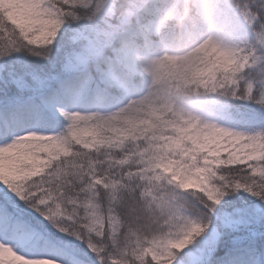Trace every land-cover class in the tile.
Instances as JSON below:
<instances>
[{"label":"snow or ice","instance_id":"snow-or-ice-1","mask_svg":"<svg viewBox=\"0 0 264 264\" xmlns=\"http://www.w3.org/2000/svg\"><path fill=\"white\" fill-rule=\"evenodd\" d=\"M104 0H0V264H264V0L174 75L123 77ZM244 193L248 195L245 196Z\"/></svg>","mask_w":264,"mask_h":264},{"label":"clouds","instance_id":"clouds-1","mask_svg":"<svg viewBox=\"0 0 264 264\" xmlns=\"http://www.w3.org/2000/svg\"><path fill=\"white\" fill-rule=\"evenodd\" d=\"M232 0H108L100 27L115 36V51L123 56V77L137 81L130 104L145 97L161 105L186 108L192 86L174 73L207 41L235 45L217 27L214 14ZM264 33V29H260Z\"/></svg>","mask_w":264,"mask_h":264},{"label":"rangeland","instance_id":"rangeland-1","mask_svg":"<svg viewBox=\"0 0 264 264\" xmlns=\"http://www.w3.org/2000/svg\"><path fill=\"white\" fill-rule=\"evenodd\" d=\"M109 3L108 0H104V3L102 4L100 10L96 13L97 18L96 21L98 23L97 26H100L103 23V20L105 18V13L108 10ZM76 23H82L85 28L89 26H95L92 21L88 20L87 18H84L82 21H77Z\"/></svg>","mask_w":264,"mask_h":264},{"label":"trees","instance_id":"trees-1","mask_svg":"<svg viewBox=\"0 0 264 264\" xmlns=\"http://www.w3.org/2000/svg\"><path fill=\"white\" fill-rule=\"evenodd\" d=\"M96 18H97V15H95V16L90 20V21L93 22V24H94L95 26L98 25V23H97V21H96ZM92 26H93V25H92ZM244 195L247 196L248 194H247V193H244Z\"/></svg>","mask_w":264,"mask_h":264}]
</instances>
